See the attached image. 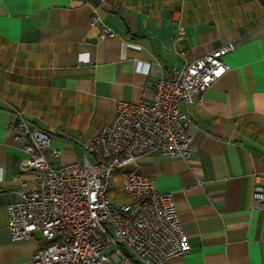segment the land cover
I'll use <instances>...</instances> for the list:
<instances>
[{"label": "crops", "instance_id": "1", "mask_svg": "<svg viewBox=\"0 0 264 264\" xmlns=\"http://www.w3.org/2000/svg\"><path fill=\"white\" fill-rule=\"evenodd\" d=\"M93 8L113 37L97 38ZM177 25L180 40H174ZM231 41L236 47L224 56V75L202 99L181 105L192 118L189 157L147 153L127 165L174 199L189 250L163 264H264V209L253 201L256 178L264 174V6L258 0H0V264H31L44 244L38 233L13 242L8 231L5 207L18 198L14 174L27 156L8 128L16 112L51 132L44 154L60 167L87 155L86 142L119 101L151 98L162 73ZM122 251L119 264H141Z\"/></svg>", "mask_w": 264, "mask_h": 264}, {"label": "built area", "instance_id": "2", "mask_svg": "<svg viewBox=\"0 0 264 264\" xmlns=\"http://www.w3.org/2000/svg\"><path fill=\"white\" fill-rule=\"evenodd\" d=\"M90 24L98 39L115 35L96 8ZM183 33L177 25L174 40ZM235 47L236 42H228L162 73L149 99L119 101L114 116L86 142L87 155L60 167L44 154L51 132L16 112L18 120L8 128L27 156L14 174L18 198L5 209L13 242L30 240L36 233L44 242L33 252L31 264H119L124 248L141 264H163L188 252L172 194L159 191L153 177L127 165L147 153L189 157L192 118L181 105L203 98L226 72L224 56ZM25 172L31 173L28 180L22 177ZM117 176L126 201L110 199ZM253 201L264 209V174L256 178ZM111 254L119 259L112 261Z\"/></svg>", "mask_w": 264, "mask_h": 264}, {"label": "rangeland", "instance_id": "3", "mask_svg": "<svg viewBox=\"0 0 264 264\" xmlns=\"http://www.w3.org/2000/svg\"><path fill=\"white\" fill-rule=\"evenodd\" d=\"M110 199L113 201H126L127 197L124 194L120 183H114V187L110 192Z\"/></svg>", "mask_w": 264, "mask_h": 264}, {"label": "trees", "instance_id": "4", "mask_svg": "<svg viewBox=\"0 0 264 264\" xmlns=\"http://www.w3.org/2000/svg\"><path fill=\"white\" fill-rule=\"evenodd\" d=\"M258 2H259L262 6H264V0H258Z\"/></svg>", "mask_w": 264, "mask_h": 264}]
</instances>
